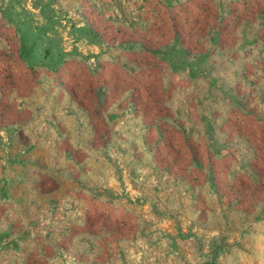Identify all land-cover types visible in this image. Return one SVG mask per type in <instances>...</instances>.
Wrapping results in <instances>:
<instances>
[{"label": "crops", "instance_id": "0c3cea01", "mask_svg": "<svg viewBox=\"0 0 264 264\" xmlns=\"http://www.w3.org/2000/svg\"><path fill=\"white\" fill-rule=\"evenodd\" d=\"M213 4L216 27L198 41L200 53L182 48L202 65L188 59L162 73L144 58L164 57L180 43L177 35L158 50H132L135 58L92 51L86 67L64 47L78 0H0V264H112L114 253L121 257L138 240V209L86 187L98 153L91 140L101 134L96 117L108 124L121 117L126 130L128 117H172L186 149L201 136L218 155L205 166L211 177L217 171L236 182L239 172L264 183V0ZM49 10L63 15L51 21ZM114 54L119 59L110 60ZM126 65L150 70L137 77L146 105L134 100ZM117 73L126 77L119 84ZM194 122H206L211 133L199 136Z\"/></svg>", "mask_w": 264, "mask_h": 264}, {"label": "rangeland", "instance_id": "374dc122", "mask_svg": "<svg viewBox=\"0 0 264 264\" xmlns=\"http://www.w3.org/2000/svg\"><path fill=\"white\" fill-rule=\"evenodd\" d=\"M170 1L171 12L163 0H78L76 13L69 15L75 24L65 30L64 47L74 48L75 57L87 67L92 51L126 50L135 58L132 50L142 45L158 50L177 35L180 43L164 57L144 58L151 71L157 65L163 73L189 59L182 48L200 53L198 41L216 27V0ZM62 15L47 13L51 21ZM48 29L60 36V27ZM25 32L35 33L33 27ZM115 58L119 55L110 60ZM192 59L202 65L203 58ZM103 60L97 59L96 65L103 66ZM125 68L133 72L127 82L134 100L139 107L143 101L146 105L148 91L141 94L137 77L150 70ZM115 77L118 84L126 78L118 73ZM87 96L81 91L84 107ZM171 118L128 117L126 130L121 117H111L109 124L96 117L101 134L91 140L98 153L86 187L96 196L137 208L139 215L138 240L131 241L121 257L114 253L112 264H264V183L253 184L239 172L236 182L217 171L216 179L211 177L205 166H215L218 155L207 151L200 136L211 133L206 122L193 123L200 137L189 139L186 149ZM78 140L86 146L85 138Z\"/></svg>", "mask_w": 264, "mask_h": 264}]
</instances>
